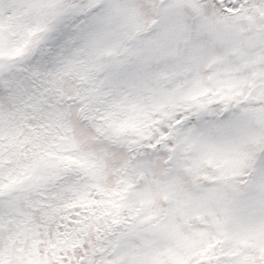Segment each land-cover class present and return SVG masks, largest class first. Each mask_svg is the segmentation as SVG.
Returning a JSON list of instances; mask_svg holds the SVG:
<instances>
[{
	"label": "snow or ice",
	"instance_id": "1",
	"mask_svg": "<svg viewBox=\"0 0 264 264\" xmlns=\"http://www.w3.org/2000/svg\"><path fill=\"white\" fill-rule=\"evenodd\" d=\"M0 264H264V0H0Z\"/></svg>",
	"mask_w": 264,
	"mask_h": 264
}]
</instances>
